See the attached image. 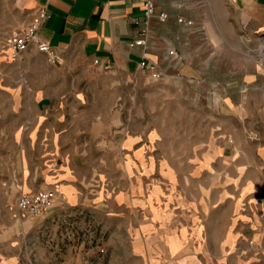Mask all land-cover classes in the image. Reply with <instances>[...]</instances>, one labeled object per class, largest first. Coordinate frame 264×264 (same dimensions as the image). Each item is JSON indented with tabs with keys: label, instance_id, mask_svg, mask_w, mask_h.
<instances>
[{
	"label": "crops",
	"instance_id": "0c3cea01",
	"mask_svg": "<svg viewBox=\"0 0 264 264\" xmlns=\"http://www.w3.org/2000/svg\"><path fill=\"white\" fill-rule=\"evenodd\" d=\"M154 2L147 42L133 46L131 42L140 38L145 26L143 0H21L29 16L11 31L7 46L13 31L28 26L38 7L44 5L49 17L40 35L61 56L78 51L99 68L125 71L141 69L140 61L146 58L159 66L162 77L176 69L175 78L182 81L186 73H195L197 65L193 59H185L180 39L190 38L198 27L179 18L216 20L217 2ZM163 12L168 14L166 20L160 18ZM35 49L34 45L28 50ZM7 53L9 57L8 47ZM253 77L247 73V82L254 81ZM228 81L222 87L220 81L215 83L218 115L241 121L243 108L234 95L245 94L247 99L248 85ZM260 86L264 101V82ZM194 134L186 149L177 136V151L164 156L155 151L166 139L157 129L123 135L117 145L120 160H116L123 182L113 191L106 187L100 171L96 172V189L89 188L85 173L73 160H57L53 168L49 164L40 179L37 171L25 173L22 169L23 183L17 184L21 188L15 193V183L10 184L5 192L7 203L0 204V264H27L30 254L18 245H25L27 234L62 208L94 211L112 220L109 233L115 252L110 262L264 264V156L261 160L242 159L240 144L223 125L210 127L203 138ZM260 152L264 153V146ZM32 175L36 183L29 185ZM42 189L56 192L51 208L41 217L23 213L17 205L18 192Z\"/></svg>",
	"mask_w": 264,
	"mask_h": 264
},
{
	"label": "rangeland",
	"instance_id": "374dc122",
	"mask_svg": "<svg viewBox=\"0 0 264 264\" xmlns=\"http://www.w3.org/2000/svg\"><path fill=\"white\" fill-rule=\"evenodd\" d=\"M216 2V20L193 22L198 29L191 37H178L185 59L197 65L194 74L186 73L180 81L176 69L153 80L142 69L99 68L78 51L51 62L39 50H28L11 61L7 38L29 12L21 0H0V204L7 203L10 184L15 183V193L21 188L22 169L37 171L40 179L57 160H73L91 189H96L100 171L113 191L123 182L117 145L133 131L157 129L166 139L155 151L164 156L177 151V136L186 149L193 132L203 138L210 127L223 125L240 144L242 159L261 160L264 0ZM247 73L254 81L247 82ZM227 80L248 85L247 99L234 95L243 108L241 121L218 115L215 83L222 87ZM34 183L32 175L27 184ZM112 223L94 211L62 208L18 247L30 254L27 264H119L109 261L115 252Z\"/></svg>",
	"mask_w": 264,
	"mask_h": 264
},
{
	"label": "built area",
	"instance_id": "2783aa9c",
	"mask_svg": "<svg viewBox=\"0 0 264 264\" xmlns=\"http://www.w3.org/2000/svg\"><path fill=\"white\" fill-rule=\"evenodd\" d=\"M156 5L154 0H143V19L145 26L141 31V36L131 45H144L146 44L149 29L147 23L150 18L155 14ZM49 17L48 8L44 5L38 7V12L33 17L28 26L22 29L14 30L9 43L8 52L11 61H17L21 59L24 52H26L31 46H36L37 49L47 56V59L51 62L59 61L60 54L56 48L49 42L42 39L40 35V28L42 24ZM168 14L163 12L160 14L162 20H166ZM180 22H185L191 25V20H184L179 18ZM174 53V51H172ZM140 68L144 71H148L153 80H158L162 77V72L159 66L146 58L141 59ZM56 198V192L53 189H42L34 192L21 193L17 197L18 208L24 213L27 212L31 215L41 217L51 208ZM102 252H105V248H101Z\"/></svg>",
	"mask_w": 264,
	"mask_h": 264
}]
</instances>
